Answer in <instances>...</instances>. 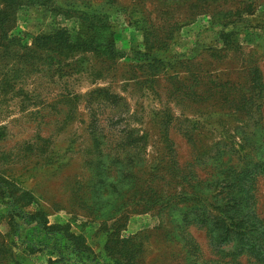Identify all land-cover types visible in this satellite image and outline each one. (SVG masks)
Returning a JSON list of instances; mask_svg holds the SVG:
<instances>
[{
  "label": "rangeland",
  "instance_id": "rangeland-1",
  "mask_svg": "<svg viewBox=\"0 0 264 264\" xmlns=\"http://www.w3.org/2000/svg\"><path fill=\"white\" fill-rule=\"evenodd\" d=\"M16 3L10 33L25 45L64 27L73 37L114 41L128 54L78 52L35 72H13L5 67L11 59L0 57V182L13 184L18 206L69 226L95 250L109 235V252L131 253L128 264H258V251L235 258L239 243L216 240L194 203L180 204L191 207L184 218L160 201L189 191L192 174L212 180L210 166L241 134L244 114H261L254 137H264V100L251 112L226 101L246 91L249 67L264 81V0ZM82 12L101 23H82ZM224 24L239 45L208 50ZM146 40L160 50L155 66L130 55ZM257 196L264 218V176ZM7 208L0 207L2 235L10 231ZM15 222L26 235L30 226ZM51 258L47 250L30 260Z\"/></svg>",
  "mask_w": 264,
  "mask_h": 264
},
{
  "label": "trees",
  "instance_id": "trees-1",
  "mask_svg": "<svg viewBox=\"0 0 264 264\" xmlns=\"http://www.w3.org/2000/svg\"><path fill=\"white\" fill-rule=\"evenodd\" d=\"M16 1L0 0V57L11 59L5 67L13 72L17 66L32 72L40 67H58L64 59L78 52L106 53L112 58L128 55L126 51L118 49L114 41H108L103 37L86 38L79 33L73 37L64 27L33 37L32 45H25L21 38L10 33L14 23L12 15L16 11ZM87 14L88 12H82L79 15L82 23L88 21L93 25L91 20L95 21L96 18L98 21L94 23H101L97 16ZM238 37L235 31L228 30V25L224 24L219 31L216 45L209 47L208 50L224 46L232 49L233 45H239ZM240 37L242 38V35ZM154 49L153 46H149V40H146L143 47H133L130 55L151 67L160 62L158 58H161L160 50ZM11 63H14L13 68ZM248 73L251 76L248 79V88L242 91L240 99L234 96L236 99L226 101L232 103L237 100L238 103L244 104L243 109H248V112L252 109L258 111L264 100L263 76L257 66L249 67ZM244 115L247 117L239 120L242 123L238 128L241 134L238 133L237 139L233 138L232 146L217 152L216 163L210 166L212 180L204 179L196 173L192 174L194 181L188 182L189 191H185L176 200L175 198L170 201L161 200L160 205H169L172 202V207L181 211L186 218L191 207L188 205L181 207L180 204L194 203L192 208L205 218L204 221L211 220L214 224L215 227L209 233L215 231L216 240L218 239L220 243L231 241L239 243V247L236 246L238 253L235 258L258 251L263 257L257 259V262L264 264V218L259 211L257 196L259 178L264 176V157L261 156L259 144L264 142V137L263 135L254 137L260 133L257 128L261 114ZM18 200L20 198L13 184L6 180L0 182V207L8 206L5 213L10 219V231L5 235L0 232L1 262L5 259L8 264H34L30 260L32 255L52 250L53 258L49 259L47 264L129 263L131 253L121 259L122 252L115 254L109 252V235L106 236V242L102 247L99 246L95 250L88 245L82 235L73 233L69 226L50 224L39 211L26 212L24 207L18 206ZM16 218L30 226L26 235L22 236L21 226L15 222ZM6 239L8 244L5 242ZM12 248L16 251L14 252Z\"/></svg>",
  "mask_w": 264,
  "mask_h": 264
}]
</instances>
